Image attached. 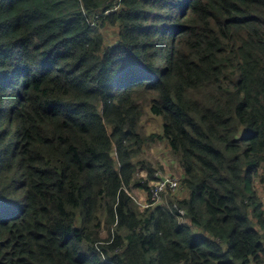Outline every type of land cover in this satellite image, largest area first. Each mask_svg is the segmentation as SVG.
<instances>
[{
	"label": "trees",
	"instance_id": "16d2710c",
	"mask_svg": "<svg viewBox=\"0 0 264 264\" xmlns=\"http://www.w3.org/2000/svg\"><path fill=\"white\" fill-rule=\"evenodd\" d=\"M258 178L264 0H0V264H264Z\"/></svg>",
	"mask_w": 264,
	"mask_h": 264
},
{
	"label": "built area",
	"instance_id": "2783aa9c",
	"mask_svg": "<svg viewBox=\"0 0 264 264\" xmlns=\"http://www.w3.org/2000/svg\"><path fill=\"white\" fill-rule=\"evenodd\" d=\"M120 5L117 4L115 10L119 9ZM110 12V11H107ZM180 185L178 178L176 177H164L157 175V179L154 181V184L151 185V192L152 198L154 201H159L162 197V192L165 191L167 188L176 189ZM143 207L149 206L148 203L141 202L140 203Z\"/></svg>",
	"mask_w": 264,
	"mask_h": 264
},
{
	"label": "rangeland",
	"instance_id": "374dc122",
	"mask_svg": "<svg viewBox=\"0 0 264 264\" xmlns=\"http://www.w3.org/2000/svg\"><path fill=\"white\" fill-rule=\"evenodd\" d=\"M104 33L106 34V36H107V42H109V41H111V40H113V36L111 35V33L110 32H107V31H104ZM152 125H154V123H152ZM152 152H155V150L154 151H152ZM160 155V156H159ZM158 156L161 158V156H162V158H164L163 157V154H159ZM164 161H166L165 160V158H164ZM171 163H169V162H167V164H166V170L164 169V170H161L158 174L160 175V176H164V177H167V176H170V177H176V178H178L179 179V177L182 175L180 172H173V170H172V168H171ZM142 175L143 176H146V174H144V173H142ZM154 184V181H152V182H150V186L151 185H153ZM256 186H257V188L259 189V192L261 193V197H262V199H263V201H264V184L263 183H261V179L260 178H258V179H256ZM140 192H142V191H140L139 189L137 190V195L135 194V192H134V194L137 196V198H138V201H139V199H140V201L141 202H144L145 203V201H144V198L140 195ZM140 196V197H139Z\"/></svg>",
	"mask_w": 264,
	"mask_h": 264
},
{
	"label": "crops",
	"instance_id": "0c3cea01",
	"mask_svg": "<svg viewBox=\"0 0 264 264\" xmlns=\"http://www.w3.org/2000/svg\"><path fill=\"white\" fill-rule=\"evenodd\" d=\"M145 193L144 192H141V195H144Z\"/></svg>",
	"mask_w": 264,
	"mask_h": 264
}]
</instances>
